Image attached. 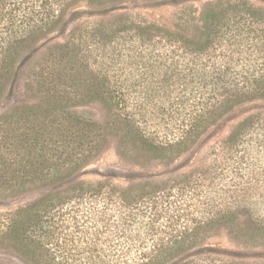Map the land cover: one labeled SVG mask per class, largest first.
I'll use <instances>...</instances> for the list:
<instances>
[{
  "label": "trees",
  "instance_id": "trees-1",
  "mask_svg": "<svg viewBox=\"0 0 264 264\" xmlns=\"http://www.w3.org/2000/svg\"><path fill=\"white\" fill-rule=\"evenodd\" d=\"M119 1L125 0H0V105L21 57L51 34L71 9L81 3ZM200 16L198 34L184 37L141 16L119 15L107 25L99 22L73 28L65 40L30 60L23 74L25 101L0 115V196L30 192L38 196L17 208L6 229H0L1 247L14 249L32 264H113L96 258L100 251L95 247L82 250L78 243V233L87 227L82 209L101 202L97 212L91 211L93 220L117 204L125 220L122 226L136 218L149 221L142 237L150 240L151 249L140 260L119 264H174L185 252L197 248L202 243L198 239L205 240L214 224L253 251L243 259L231 258L228 264H264V210L256 214L255 201L253 209L245 212L222 204L231 193L227 181L216 187L221 206L205 198L201 203L206 213L185 228L176 226L185 212V180L169 184L168 179H148L106 193L100 182L76 180L109 138L116 141L123 157L126 146L138 142L171 164L234 108L264 99V8L247 0H219L209 3ZM158 44L185 51V135L173 142L146 134L131 112L132 103L120 94L129 90L128 78L138 81L136 86L152 81L145 73L154 61L146 60L150 54H144ZM216 58L224 65H217ZM112 65L113 72L119 73L113 79L105 69ZM183 70L163 73L158 84L167 89V82ZM135 71L142 72L134 76ZM188 87H192L189 97ZM88 104L101 105L109 113L108 119L99 123L76 112L75 108ZM224 145L228 154L222 157L220 171L233 174L231 187L242 184L236 187L240 192L250 186L264 190V179L259 178L248 149L264 147V112L239 122ZM239 195H232L231 206L243 205L245 198ZM72 247L73 258L58 260V253ZM84 253L90 254L83 257ZM206 257L192 264H225L223 258Z\"/></svg>",
  "mask_w": 264,
  "mask_h": 264
},
{
  "label": "rangeland",
  "instance_id": "rangeland-1",
  "mask_svg": "<svg viewBox=\"0 0 264 264\" xmlns=\"http://www.w3.org/2000/svg\"><path fill=\"white\" fill-rule=\"evenodd\" d=\"M217 1L219 0H125L104 5L78 4L68 12L51 34L36 43L32 49L25 52L21 57L0 105V115L11 106L25 101L23 74L30 60L46 53L52 45L65 40L73 28L99 22L107 25L108 21L119 15L132 14L156 22L184 37L185 35L193 36L198 34L201 11L209 3ZM247 1L256 7L264 8V0ZM222 42L226 48L227 42L224 40ZM146 53L145 56L150 54L146 60L154 61L153 67L148 62L150 66H148L145 73L152 81L136 86L138 81L134 82L133 78H128L126 88H129V90L126 94L125 90H122L120 94L123 97L126 95V98L132 103L130 106L131 112L146 134L160 139L168 138L169 142H173L174 139L185 135V112L187 111L185 109V70H183L186 62L185 51L163 48L158 44L156 49ZM93 59L94 57H92ZM220 60V58H216V64L224 65ZM256 61L254 60V62ZM105 69L112 76V79L114 75L119 74L113 72L114 66L112 69ZM124 69L129 70L128 68ZM179 69L183 70L179 72L181 75L175 77L174 80L170 79L167 82V89L161 88L158 84V78L163 73H176ZM141 72L135 71L133 74L135 76L141 74ZM154 76H157V78L154 79ZM191 90L192 87L187 88L188 97ZM75 110L84 117L92 118L99 123L109 117L106 109L99 104H88L77 107ZM258 112H264V99L244 103L234 108L232 112L209 128L191 148L179 154L171 164H166L161 160L158 152L151 151L138 142L128 144L125 149L127 155L123 157L117 151L116 141L109 138L103 151L77 174L76 180L87 183L100 182V186L105 190L103 191L105 193L107 191L120 192L122 187L138 184L148 179H168L169 184H183L182 180H185V212L183 219L176 223L177 227L185 226L187 228L202 219L201 216L206 213V210L202 208L201 201H204L205 198L206 200L209 198L211 202L215 201L219 208L221 200L216 187H221L220 183L227 184L226 181L230 189L228 192L231 193H227L222 204L226 202L231 210L232 208L235 210L240 208L244 211V209L252 210L255 201L258 203L255 205L256 214H259L264 210V190H252L251 187L253 186H250L245 192L237 191L236 187L242 186V184L237 186L234 184V188L231 187L233 179L230 177L233 174H228L230 172L225 170V174H221L220 171L224 168L222 157L225 158L228 154L224 145L225 139L239 122L251 117L254 118ZM247 147L245 148L247 149ZM262 148L253 149L252 146H249L250 152L247 149L251 162L256 164V170L259 172L257 174H260L259 178L261 180L264 179V147ZM225 162V166L228 168L229 165L227 161ZM220 178H223V180ZM214 180L216 181L214 182ZM209 181L214 183L210 182V184ZM232 195L235 198L239 195L240 199L241 196L244 197L245 199H242L243 205L236 206L237 204H233L231 206ZM37 196V192L18 196H0V229H6L9 218L17 208L32 202ZM93 204L95 202H92L91 207ZM101 204V202H96V207L82 209L83 223L87 226V229L85 228L83 232L78 233L79 246L82 247V250L95 247L98 249L96 252L99 253L100 251V255L97 254L96 258L105 259L113 264H119L124 260L136 261L142 259V256L151 249L150 240L147 237H142L149 221L146 218L138 221L139 218H136L131 224L126 222L127 224L122 226L125 220L121 218V210L120 207H117V204L112 206L111 212L107 210L100 212L93 220L92 212L94 210V212H97ZM215 210L217 208H214ZM159 223L162 227L163 223ZM212 227L211 233L205 240L198 239L199 241L202 240V243H199L197 248L185 252L174 264H179L181 261L188 264L197 263L207 260L206 256H212L213 259L223 258L222 263L228 264L231 262V258L243 259V257L249 256V253L253 252L242 240L237 241L229 236L221 225L214 224ZM136 240L137 243L134 244ZM3 242L4 240L0 239V264H32L14 249L1 247ZM94 242L96 245H94ZM186 242L187 239L185 245H187ZM72 249L73 247L66 248L65 252L62 250L58 253L56 255L58 260L64 261L65 258H73L76 252ZM68 251L70 252L68 253ZM88 254L84 253L82 255L85 257ZM219 254L228 257H219Z\"/></svg>",
  "mask_w": 264,
  "mask_h": 264
}]
</instances>
